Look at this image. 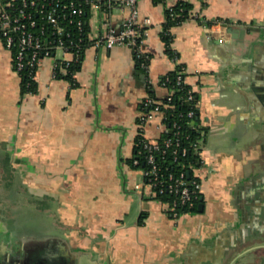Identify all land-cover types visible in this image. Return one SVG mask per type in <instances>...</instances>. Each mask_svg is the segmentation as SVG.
I'll use <instances>...</instances> for the list:
<instances>
[{"label":"crops","instance_id":"obj_1","mask_svg":"<svg viewBox=\"0 0 264 264\" xmlns=\"http://www.w3.org/2000/svg\"><path fill=\"white\" fill-rule=\"evenodd\" d=\"M176 1H136L148 19L145 72L125 45H88L75 85L53 77L45 57L36 91L21 94L0 40V264L42 260L54 239L94 264H264V0H184L190 16L171 28L173 59L161 30ZM129 11L90 7L89 36ZM177 63L199 95L205 134L194 170L202 209L172 218L135 187L142 174L126 158L145 80L153 87ZM163 129L156 115L143 135Z\"/></svg>","mask_w":264,"mask_h":264},{"label":"built area","instance_id":"obj_2","mask_svg":"<svg viewBox=\"0 0 264 264\" xmlns=\"http://www.w3.org/2000/svg\"><path fill=\"white\" fill-rule=\"evenodd\" d=\"M137 0H0V40L11 52V61L14 71L21 78L23 70L31 79H35L36 71L45 57L53 58L52 75L68 72L67 65L76 60L81 48L83 37L81 36L84 12V3L90 7H112L118 5L129 6V14L117 26L108 24L105 31L89 37V45L110 48L114 45H125L137 52L138 56L146 58L144 50L145 28L144 22L138 19ZM74 25V30H71ZM57 53H59L57 55ZM69 56H66V55ZM146 69L148 63L142 62ZM182 70L177 76V83L182 81ZM74 77L75 72H70ZM147 80V79H146ZM149 83L150 81L147 80ZM159 84V83H158ZM159 85L165 86V81ZM167 96V95H166ZM169 98V96H168ZM188 98L193 99V104L199 107L200 99L193 97L189 89ZM162 99L152 98L146 95L140 102V113L136 120V133L141 132L143 149L145 150L142 165L138 159L133 163L137 165L142 174L141 185L150 198L160 200L165 212L172 218H177L187 211H180L177 206H191L201 191V181L197 174L188 178L186 173L173 171L160 162L167 148L175 143L179 145L180 138L177 135L178 124L173 122V135L165 137L161 142L158 139H149L143 135V127L156 115L160 116L161 123L165 127V113L161 109ZM194 114L189 109L188 116ZM198 147V146H197ZM186 147L182 148L184 152ZM177 153V148L171 149ZM168 193L170 198L163 195Z\"/></svg>","mask_w":264,"mask_h":264},{"label":"trees","instance_id":"obj_3","mask_svg":"<svg viewBox=\"0 0 264 264\" xmlns=\"http://www.w3.org/2000/svg\"><path fill=\"white\" fill-rule=\"evenodd\" d=\"M156 2H164L165 0H154ZM205 3V0H201ZM191 8V3L178 0L176 3L172 5L165 6L164 14L165 20L162 24L161 30V37L164 41L165 50L168 55L176 59L177 52L171 47V40H172V33L171 28L174 25L179 24L184 19L190 16L189 10ZM90 16V5L84 3V12L82 14L83 17V24H82V32L81 36L83 37L82 45L79 50V54L76 60L71 61L66 67L68 72L65 74L57 73V78H65L67 79L72 85L76 84L75 77L71 75L70 72H76L81 63L82 55L86 46L89 45V23L88 19ZM71 30H74V25H71ZM132 55L135 60L136 67L145 72V68L142 65V62H149L150 54L146 53V58L143 56H138L137 52L133 49ZM183 65L181 63H177L176 67L167 72L166 74L162 75L158 83H162L165 81V86L168 88V94L165 98L162 99L161 109L165 113V127L166 129L162 132L160 137L158 138L159 142L162 143L165 137L173 135L172 125L173 122L178 124V136L180 138L179 145L173 143L170 148H167L164 156L161 157L160 162L163 163L165 166H168L170 170L173 171H181L183 170L186 173H189L188 178H193L194 170L198 167L201 163V156L199 153V145L202 142L204 137L205 128L201 122V118L199 115V107H196L193 104V99L188 98L189 96V89L192 90L193 97H198L197 91L193 90L192 87L186 83L184 77L185 73L183 70ZM182 72V81L181 83H177V76L180 71ZM27 70H23L21 73L20 78V91L21 94L28 93V92H35L36 91V80L31 79L28 74ZM147 92L150 97L157 98L154 95V91L152 89V84L145 80ZM169 96V98H168ZM158 99V98H157ZM189 109L194 110V114L192 116H188L187 112ZM198 146V147H197ZM175 147L177 148V153H173L171 149ZM186 147V150L183 152L182 148ZM145 150L143 149V138L141 132H137L134 138V147L132 156L126 158V161L129 162L132 166L137 167L136 164L133 163L134 159H138L139 165H142V161L144 159ZM201 193L199 194V196ZM166 198H170L168 193L163 195ZM199 196L194 200L193 205L191 206H184L180 207L177 206V209L184 212V211H191L195 212L198 209L199 203Z\"/></svg>","mask_w":264,"mask_h":264},{"label":"flooded vegetation","instance_id":"obj_4","mask_svg":"<svg viewBox=\"0 0 264 264\" xmlns=\"http://www.w3.org/2000/svg\"><path fill=\"white\" fill-rule=\"evenodd\" d=\"M50 242L45 250L40 251L39 255L43 259H36V255L29 260L28 264H86L85 260L79 257L76 250L65 248V245L57 239ZM25 262L23 261V264H26Z\"/></svg>","mask_w":264,"mask_h":264},{"label":"water","instance_id":"obj_5","mask_svg":"<svg viewBox=\"0 0 264 264\" xmlns=\"http://www.w3.org/2000/svg\"><path fill=\"white\" fill-rule=\"evenodd\" d=\"M96 1H104V0H96ZM158 89H161L162 90V95L160 96H157L156 97L158 99H163L166 97V95L168 94V88L166 86H162V85H159V84H155L151 90H153L154 92L158 91ZM187 177H189V173H187ZM202 209V196L200 195L199 196V203H198V210H201ZM90 253L87 251L85 254H84V257H85V263L86 264H94L95 262L94 261H91L89 263V260H88V257H89Z\"/></svg>","mask_w":264,"mask_h":264}]
</instances>
